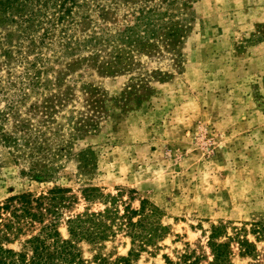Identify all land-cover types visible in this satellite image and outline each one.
<instances>
[{"label": "rangeland", "instance_id": "374dc122", "mask_svg": "<svg viewBox=\"0 0 264 264\" xmlns=\"http://www.w3.org/2000/svg\"><path fill=\"white\" fill-rule=\"evenodd\" d=\"M53 190L65 238L108 195L154 205L168 232L133 264H211L213 225L264 264V0H0V202Z\"/></svg>", "mask_w": 264, "mask_h": 264}, {"label": "trees", "instance_id": "16d2710c", "mask_svg": "<svg viewBox=\"0 0 264 264\" xmlns=\"http://www.w3.org/2000/svg\"><path fill=\"white\" fill-rule=\"evenodd\" d=\"M96 190L93 188L91 191L95 193ZM56 191L36 198L30 193L11 195L5 202H0V264H85L78 245L80 241L103 242L115 237L119 231H124L131 239L128 254L119 255L113 260L103 257L98 264H133V257L146 251L149 246H156L168 232V227L161 223V214L154 205L148 207L143 200L138 208L129 205L120 208L117 196L108 195L103 200L106 206L101 210H86L68 218L70 236L65 238L58 225L61 201ZM86 195L96 199L95 194ZM47 214L52 217L45 221ZM39 222V230L27 237L21 249L7 246L24 232L26 226L34 227ZM222 228V225H213L209 236L213 250L211 264H232L228 258V243L215 241ZM241 241V245L247 244L246 240Z\"/></svg>", "mask_w": 264, "mask_h": 264}]
</instances>
